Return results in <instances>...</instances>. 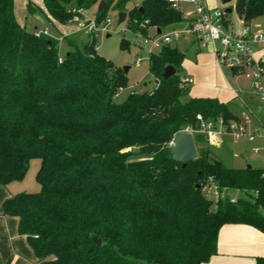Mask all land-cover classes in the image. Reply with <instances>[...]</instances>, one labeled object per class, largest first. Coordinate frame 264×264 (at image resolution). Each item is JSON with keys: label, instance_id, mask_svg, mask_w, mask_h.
<instances>
[{"label": "trees", "instance_id": "trees-1", "mask_svg": "<svg viewBox=\"0 0 264 264\" xmlns=\"http://www.w3.org/2000/svg\"><path fill=\"white\" fill-rule=\"evenodd\" d=\"M100 1H28L27 11L66 24L73 9L89 17ZM103 1L97 24L109 8L126 12L128 25L164 30L184 20L167 0L131 9L130 0ZM233 9L249 24L264 16V0H235ZM87 36L81 47L63 37L61 54L59 39L26 29L14 0H0V184L22 180L30 160H40L39 190L10 196L2 210L18 217L39 264H202L217 253L222 225L264 232V169L226 167L195 132L197 157L184 166L172 158L168 142L186 126L197 129V114L238 118L227 103L180 86L185 54L164 44L149 56L154 89L118 100L124 70L96 53L97 33ZM167 65L175 73L163 79ZM210 177L219 191L244 196L227 195L212 208L202 190Z\"/></svg>", "mask_w": 264, "mask_h": 264}, {"label": "crops", "instance_id": "crops-1", "mask_svg": "<svg viewBox=\"0 0 264 264\" xmlns=\"http://www.w3.org/2000/svg\"><path fill=\"white\" fill-rule=\"evenodd\" d=\"M15 1L16 0H14V13L17 21L21 25H25L30 17V14H28L27 11L28 1H31L38 7H42L43 5L42 0H23V5L25 6H23L22 13L24 16L23 19L20 20L17 18ZM204 1L208 6L212 8L226 9L227 7H223L224 5H222V3L225 4L229 0H227V2H224V0H204ZM234 3L233 6L230 7L232 10L228 17L230 22L234 26L239 27L241 25H244L245 23L242 21V19H240L237 16L236 12L234 11L233 9ZM186 5L191 7V5L189 4ZM134 6H140V5H136L131 2H128L126 4V9H131ZM93 9L94 11H97V5L93 7ZM233 12H235L234 16L232 15ZM254 20H258V26L255 28L252 27V23ZM182 23H185L186 25L185 20H183ZM45 24H46L45 27H43L45 28L44 30H48V31L51 30L54 34H56V36L53 37L59 39V47L62 48V45H65L68 48V43H66L65 40H62V38L63 37L67 38L69 37V35L75 33V28H76L75 24L70 22L67 24H61L56 21H47V20ZM246 25L250 26V28L255 30H264V16L252 19L251 22ZM33 27L34 28L32 30H36L38 28L37 25ZM176 27L177 26H175V24L171 25L166 29L161 30L160 33L161 32L164 33L165 31ZM155 33L159 34L157 32L156 27L154 28L153 35H155ZM188 36L190 39L186 49L188 48L192 49V53L194 54L193 56L194 61L184 66L183 62L185 58L183 59L182 74L190 75L194 80L193 83H196V86H194V88L189 91L192 94L190 96L215 97L219 101L227 103L230 109L237 115L244 112L247 107L254 108L252 106L253 103L252 96L255 95L257 101H258V96L252 91L249 80L247 79L250 85V92L245 93L246 96L242 97L240 94L242 93L241 91L242 86L238 84V81L236 79H234L236 77L235 76L236 74L230 69H229V73L226 74L223 70L224 67L222 68L218 64L216 56L213 53V51L210 48H207L208 49L207 51L212 52L213 54L202 53L201 51L205 48H201L199 46L198 41L194 36L192 35H188ZM175 46L177 45L175 44ZM177 48L179 49L178 46ZM95 49L97 50L96 47ZM179 50L183 52L181 49ZM255 56L264 57V47L258 48L255 52ZM232 104L236 105L238 109L237 111L233 109ZM222 135H219L217 137L216 145L209 147L210 153L215 157H217L219 160H221L226 167H233L226 165L224 161L223 150L226 147L224 148V140H222L223 137ZM241 139H247V138H241ZM234 140H240V139H234ZM247 141L253 142L252 145L253 152H254L253 150L254 148L258 149L257 152H254L255 154H257V156L253 158V163L251 162V164L248 165H250L253 168L264 169V139L258 137L253 140L247 139ZM228 150H230L231 152L236 151L231 146L228 148ZM260 151H262L263 153L262 155L258 154ZM239 152L241 156H245L243 150ZM242 167H247V165L234 167V168H242ZM11 183L12 182L6 185L0 184V264H39L40 259L37 258L33 249L30 247L26 235H23L18 231V217L12 215H5L3 213L2 204L4 200L18 193L17 191H12V188H10ZM202 264H264V232H261L255 227L244 223H227L222 225L218 230V235H217V253L213 255L207 262Z\"/></svg>", "mask_w": 264, "mask_h": 264}, {"label": "built area", "instance_id": "built-area-1", "mask_svg": "<svg viewBox=\"0 0 264 264\" xmlns=\"http://www.w3.org/2000/svg\"><path fill=\"white\" fill-rule=\"evenodd\" d=\"M171 7L181 11L186 25L169 29L167 32L159 33L154 37L138 35V44L149 48L151 54L152 47L161 48L181 35L194 36L201 48H210L216 56L221 67L232 70L236 75H242L249 80L252 91L258 96L260 110L247 107L244 112L238 115L237 119L226 122L222 117L216 119H204L201 114L196 115L198 128L191 126L184 127L179 133H200L205 136L209 146L217 144V137L222 134L231 135L234 139L247 138L253 140L261 137L264 139V57H256L258 48L264 47V30H255L244 24L239 27L234 26L229 20V14L224 8H212L204 0H167ZM189 4L191 8L183 11L182 5ZM72 17L71 22L78 23L82 19L86 20V31L91 33H108V27L112 22L110 17H106L103 22L97 24L94 18L86 17L82 9ZM85 16V17H84ZM147 24L143 22L141 25ZM44 33H48L46 30ZM262 46V47H261ZM142 59L137 57L136 63ZM61 62L62 58L59 57ZM194 80L190 75L181 74L179 84L181 87H189ZM118 89L115 97H118ZM175 136L168 142L172 147ZM254 152L258 149L254 148ZM206 182V183H205ZM203 184L202 190L206 194H213L211 199L217 202L226 195V190L219 191L217 185L210 177ZM233 201L235 198H230Z\"/></svg>", "mask_w": 264, "mask_h": 264}, {"label": "rangeland", "instance_id": "rangeland-1", "mask_svg": "<svg viewBox=\"0 0 264 264\" xmlns=\"http://www.w3.org/2000/svg\"><path fill=\"white\" fill-rule=\"evenodd\" d=\"M16 14L17 18L22 20L23 19V0H16ZM129 2L136 4V5H141L143 0H130ZM138 3V4H137ZM234 0H229L227 3H222L224 5L223 7H231L233 6ZM187 7V8H186ZM191 7L188 5H182V10H188ZM96 10V9H95ZM93 8L87 11V14H90V18H93L94 13ZM118 12L116 10H113L112 8H109V10L106 12V17H110L112 19L111 24L108 27L109 32L108 33H103L99 32L98 35L96 36V43L95 46L97 48L96 53L102 57H104L107 60L112 61L116 66L123 68L124 66H128V70L125 73L126 76V85L124 86L123 90L119 91L118 100H123L125 96L132 90L137 91V92H143V91H151L154 89L156 86L155 83V77L149 72V48L140 46L138 44V35L141 34L143 36H150L154 37V28L155 26H148L147 24L142 23H135L128 25L124 21L119 24L117 22ZM182 14V13H181ZM93 15V16H91ZM230 15V13H229ZM233 16L235 15V12L232 14ZM183 17V16H182ZM86 20L82 19L78 23H73L75 24V33L72 35H69V38H71L72 42H74L78 46H82V44L87 41L88 39V34L89 32L86 31ZM23 23V22H22ZM46 19L44 18L43 14L39 12L38 10L35 11L33 14H30V17L28 21L26 22L24 26L28 30H32L35 26L37 25L38 28L35 30L36 32H41L45 31L43 27H45ZM68 23V22H67ZM66 23V24H67ZM180 24V25H178ZM175 24L177 27H183L185 23H178ZM132 25H135L133 27ZM258 26V20H254L252 23V27H257ZM173 27V26H172ZM152 30V31H150ZM48 34L51 36H56L51 30H46ZM150 31V32H149ZM168 31V30H167ZM165 31V32H167ZM58 37V36H57ZM189 36L186 34L185 36L181 35L179 38L172 40L168 44L171 45H177L179 49H181L185 53V60H184V66L190 64L191 62L194 61V54L192 53V49L187 48L188 42H189ZM122 41H125V47L121 46ZM62 42V41H61ZM262 47V46H261ZM66 46L62 45V48H60V53L63 54L66 51ZM161 48L159 47H152L151 52L155 53L158 52ZM186 50V51H185ZM208 49L205 48L201 52L206 53V54H213L212 52H208ZM137 57H140L142 60L140 63H136ZM223 68V67H222ZM224 72L227 74L229 73V69L224 67ZM183 71V70H182ZM236 79L238 81V84L242 86V93L241 96L245 97V93L250 92V85L247 81V79L242 76V75H235ZM196 86V83H193L189 86V91L192 90ZM194 93V92H193ZM189 95H192L189 92ZM253 103L252 106L256 110H260V103L257 101V98L255 95L252 96ZM233 109L236 111L238 110L235 104H232ZM222 140H224V150H223V158L226 163V165L233 166V167H239V166H244L253 163V158L257 156L252 151V145L253 142L247 141V139H240V140H234L231 135L228 134H223L222 135ZM224 138V139H223ZM234 148L236 151H230L228 150L229 147ZM243 150L245 153V156H241L240 152ZM259 155H262V151L258 153ZM40 164L39 159H32L29 162L28 169L25 173V176L23 177L22 180L19 181H14L11 183L10 188H12V191H24V192H36L39 190L40 186L38 182L36 181V172L38 170ZM206 183V182H205ZM204 183V184H205ZM204 195L213 202V207H216V202L211 199L213 194H206L205 191H203ZM229 196L230 198H237L239 196H244L243 193L239 191L235 192H226V196ZM223 197V198H224Z\"/></svg>", "mask_w": 264, "mask_h": 264}, {"label": "water", "instance_id": "water-1", "mask_svg": "<svg viewBox=\"0 0 264 264\" xmlns=\"http://www.w3.org/2000/svg\"><path fill=\"white\" fill-rule=\"evenodd\" d=\"M224 2H227V0H224ZM104 6H105V1L101 0L97 5V11L100 12ZM139 9L142 11L141 7ZM225 10L229 14L231 13L232 9L230 7H227ZM117 16H118L117 22L120 24L126 18V12L120 11L118 12ZM160 31L161 29L158 28L157 32L160 33ZM123 70L124 73H126L128 70V66H124ZM174 73H175V68L172 65H167L164 67L163 72L160 74V77L166 79L172 76ZM158 82L159 79H155V83L157 84ZM170 152L172 154V158L177 162H181L183 166L187 162L195 159L197 157V149L193 135L189 132L177 134L175 136L174 143L170 149ZM250 167H251L250 165H247V168ZM93 240L97 244L101 243V240L99 238L94 237Z\"/></svg>", "mask_w": 264, "mask_h": 264}]
</instances>
